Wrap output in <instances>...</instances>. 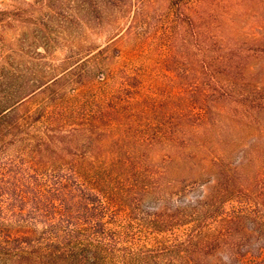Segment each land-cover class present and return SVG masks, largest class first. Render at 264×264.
Instances as JSON below:
<instances>
[{"label":"rangeland","instance_id":"rangeland-1","mask_svg":"<svg viewBox=\"0 0 264 264\" xmlns=\"http://www.w3.org/2000/svg\"><path fill=\"white\" fill-rule=\"evenodd\" d=\"M2 107L23 136L51 129L44 152L138 155L173 191H205L219 165L261 202L264 0H0ZM258 241L237 264L264 261Z\"/></svg>","mask_w":264,"mask_h":264},{"label":"trees","instance_id":"trees-1","mask_svg":"<svg viewBox=\"0 0 264 264\" xmlns=\"http://www.w3.org/2000/svg\"><path fill=\"white\" fill-rule=\"evenodd\" d=\"M8 108L0 109V264H237L259 250L252 240H264V200L239 202L234 175L219 165L205 191H173L148 180L138 155L42 151L41 141L56 142L51 129L23 136L26 124L3 120ZM232 199L237 207L225 210Z\"/></svg>","mask_w":264,"mask_h":264}]
</instances>
